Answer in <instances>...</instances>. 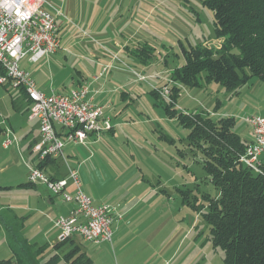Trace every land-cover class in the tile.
<instances>
[{
    "label": "rangeland",
    "instance_id": "374dc122",
    "mask_svg": "<svg viewBox=\"0 0 264 264\" xmlns=\"http://www.w3.org/2000/svg\"><path fill=\"white\" fill-rule=\"evenodd\" d=\"M49 1L62 14L60 18L64 22L59 31L65 55L77 56L75 52L84 54L90 49L107 51L114 48L115 42H121L114 29L116 25L126 24L128 27L132 23H143L147 31L145 40L126 44L130 50L135 47L142 56L152 54L153 64L147 71H137L146 76V82L139 84L138 97H133L132 104L122 113L121 127L114 136L89 140L78 146V154H69L77 158L79 165L76 169L86 189L90 188L96 196L103 198L133 188L134 182L130 180L146 179L155 174L157 164L162 167L160 173H156L159 176L156 179L160 180L158 193L163 197L156 209L164 213L161 236H165L162 248L165 253L162 259L158 257L154 262L152 254L139 250L140 241L135 240L131 245L129 240L126 250L116 252L117 264H224L222 251L214 248L209 239V228L204 218L209 207L208 195L216 196L218 193L202 169L203 147L197 144L196 147L189 146L188 131L179 126L177 120L164 116L161 97L153 95V89L163 85L166 69L183 65L182 49L207 43L205 48L217 52L224 44V39L213 37V12L205 5L206 0ZM79 59L84 60L85 57ZM249 83H252L250 88L241 90V96L237 98H231V94L228 95L221 87L217 94L208 91L214 100H219L216 117H233L234 131L243 140L248 133L243 119L259 113L264 117V84L256 78ZM180 95L178 105L181 110L199 112L204 107L210 108V104L214 105L207 93L198 95L197 99L184 93ZM128 117L129 126L122 125ZM163 133L173 140L170 146L158 140ZM23 165L0 171L1 186H8V189L0 191V218L13 231L17 227L13 215L25 218L23 235L30 243L37 244V248H45L42 254V251L40 254L37 252L35 258L34 264H41L52 253L50 244L58 236L57 230L53 229L54 218L64 213L66 207L61 197H57L49 210L46 209L44 198L51 193L44 187L36 190L20 188L21 183L28 181L26 173L29 170ZM70 165H74L73 160ZM155 187H158L157 183ZM4 229L0 223V259L7 260L11 253ZM75 239L85 248L80 238ZM73 241L69 239L67 246ZM71 254V262L78 260L79 254ZM64 260L63 252H59L53 262L64 264Z\"/></svg>",
    "mask_w": 264,
    "mask_h": 264
},
{
    "label": "crops",
    "instance_id": "0c3cea01",
    "mask_svg": "<svg viewBox=\"0 0 264 264\" xmlns=\"http://www.w3.org/2000/svg\"><path fill=\"white\" fill-rule=\"evenodd\" d=\"M47 2L50 7L56 9V7H54L49 0H47ZM63 22V19L60 17L57 19V32L59 39V29L60 26L63 25ZM114 29L116 30L118 37H121V42H115L114 48L107 51H101V49L93 51L90 49L88 50V53L84 54L81 52H75L77 56L72 54L65 55V48L62 47L60 39V47L54 54L46 58L39 59L36 62L30 61L29 57H25L19 62L20 68L29 74L34 81L37 90L43 93L49 94L51 91L55 93H66L80 87H88V97L91 98L94 105L102 108L103 114L110 121L112 129L109 132L110 134L102 133L99 136L91 137L85 143L89 140L96 141L97 139L108 137L109 135H115L117 129L121 127L120 117L122 113L132 104L133 97H138L139 84L146 80V76L142 75L140 72L147 71V69L153 64L151 63L150 58L152 54L149 53L142 56L138 54L136 49H134L135 47L132 46V51L128 49L129 47L126 45L128 42L131 43L132 41L138 39H146L144 37L147 36V31L143 27V23L139 25L132 23V26L128 27H126V24L116 25ZM100 31L103 32V28H101ZM139 44L141 43H138V45ZM206 44L207 43H203L201 45L204 47ZM79 57H85V59L81 60ZM180 67L181 66H178L176 68ZM65 68L68 69L64 72ZM174 69L175 68L166 69V74L163 78V85L157 90L153 89V93L160 96V91H162L164 87H167L168 94L171 95L174 100L171 102L169 98L166 99L163 97L164 101H166H163V103H171L173 105V109L178 111V113L194 114L204 112L207 114H213L212 117L215 118L216 112L220 107L219 100H214L208 91H212L217 94L220 92V87H223L219 84H205L204 82H200L198 87L189 88L182 85L180 81L171 78V72ZM2 72L4 73L0 65V76H4L1 74ZM98 75H100V77L96 81L92 82V78ZM140 77H144L145 80H140ZM150 78L153 79L152 76ZM249 82L248 84L242 86L235 94H231V98L240 97L242 93L241 90L250 88L249 86H251L252 83ZM202 92L207 93L209 101H214V105L210 104V108L204 107L199 112L186 109L181 110L178 105L181 93H184L193 99H197L198 95L205 94ZM228 95H226L227 99ZM161 107L163 109L164 116L168 118L165 114L163 105ZM28 115L29 102L23 91L16 89L10 80H7L4 84H0L1 172L13 168L14 166H22L23 164L26 166L28 171V168L32 165V163H34V157L30 154V146L38 140V125L37 121L30 120ZM255 115L263 117L261 113ZM217 118L219 117H216V119ZM128 119L130 118H126L122 125L129 126L128 124L130 120ZM252 139V134L248 129V133L245 136L244 141L250 143ZM6 140H10L11 145L4 147L3 142ZM158 140L162 141V144L167 143L169 146L173 142V140H171V138L164 133L159 136ZM79 145H66L64 148L65 162L58 160L57 162L46 165L45 172L53 179H62L67 176L69 170L76 171L80 179L82 192L89 197L94 204H112L116 207L115 209L117 210V213L121 216L120 219H114L112 225V239L110 242L89 244L83 241L80 237L75 236L73 240L80 246L81 251L87 255L91 264H117V260L115 258V256H117L116 252H118L119 249L126 250V245H128L129 240L131 241V245L135 240H137L141 242L138 243L139 250L148 251V253L152 254L153 256L151 258H153V261H156L158 257L162 259V255L165 253L162 250L165 244V236H161L164 213L161 211L158 212L159 210L156 209V207H159L158 203L160 198L163 197L162 193L161 195L158 193L161 185L160 180H157L159 176L156 174L158 172L160 173L162 169L161 165L157 164L155 174L149 175L146 179L141 176L142 179L135 178L130 180L134 182L131 186H134L133 188L127 191L122 190L114 195L112 194L103 198L104 196H96L90 188L86 189V186L83 185V179L80 178L76 169V165L77 168L79 165L77 158L69 155L73 153L78 154ZM72 160L74 165H70V161ZM162 161L163 163H166L165 160ZM26 174L28 175V173ZM156 183L158 185L157 188L155 187ZM27 184L30 183L28 181L25 184L21 183L20 188H23V190H36L37 188L44 187L51 193L48 187L43 184H30V187L25 188L24 186ZM0 188L8 189V186H1L0 184ZM57 197L58 196H54L51 193V196L44 198L43 204L46 205V209L49 210V207H51L50 205L57 200ZM61 202L66 207L65 212L56 216L54 220L59 216H68L73 209V205L71 203H65L63 200ZM4 209L8 212L10 211L8 208ZM58 236L57 239L50 244L51 246L57 243ZM76 237L80 238L82 243H84L85 248H83L80 243H77V240L75 239ZM112 255H114V260L112 259Z\"/></svg>",
    "mask_w": 264,
    "mask_h": 264
},
{
    "label": "trees",
    "instance_id": "16d2710c",
    "mask_svg": "<svg viewBox=\"0 0 264 264\" xmlns=\"http://www.w3.org/2000/svg\"><path fill=\"white\" fill-rule=\"evenodd\" d=\"M204 3L213 12V37L224 39V44L217 52L202 45L182 49L183 65L171 72V78L189 88L198 87L200 82L219 84L230 94H235L252 78L264 84V0H206ZM153 95L162 97L160 102L166 116L177 120L188 131L189 146L203 147L202 169L218 193L207 194L210 199L204 218L213 247L223 253V263L264 264V174L254 173L239 163L248 143L235 133L234 118L216 119L204 112L178 113L171 103H163L162 95ZM168 96L173 102V97ZM14 219L16 231L0 218L11 253L9 259H0V264H34L37 252L42 254L45 248H37L25 238L22 233L25 218L13 215ZM73 238L57 241L41 264H57L53 260L59 252H63L64 264H91L78 244L73 241L67 246V241ZM71 252L79 254V261L71 262Z\"/></svg>",
    "mask_w": 264,
    "mask_h": 264
},
{
    "label": "built area",
    "instance_id": "2783aa9c",
    "mask_svg": "<svg viewBox=\"0 0 264 264\" xmlns=\"http://www.w3.org/2000/svg\"><path fill=\"white\" fill-rule=\"evenodd\" d=\"M59 17L61 12L50 7L47 0H0V65L4 71L0 84L10 80L16 89L22 90L30 102L28 117L37 121L38 140L30 146L34 163L28 168V182L47 186L54 196L73 205L68 216H59L53 222L58 240L78 236L92 244L110 242L114 219L121 217L116 207L94 204L82 192L76 171L69 170L62 179H53L45 172L46 165L58 160L65 162L66 145L84 144L91 137L110 132V121L88 97L87 86L46 94L37 90L29 74L19 66L25 57L36 62L59 49ZM99 77H93L92 82ZM161 95L168 99L167 87ZM243 120L253 139L238 161L254 173L264 174V118L252 115ZM9 145L10 140L3 142L4 147Z\"/></svg>",
    "mask_w": 264,
    "mask_h": 264
}]
</instances>
